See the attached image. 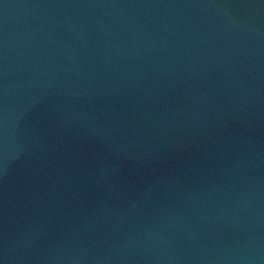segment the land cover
Listing matches in <instances>:
<instances>
[{
    "label": "water",
    "instance_id": "95a60500",
    "mask_svg": "<svg viewBox=\"0 0 264 264\" xmlns=\"http://www.w3.org/2000/svg\"><path fill=\"white\" fill-rule=\"evenodd\" d=\"M0 264H264V0H0Z\"/></svg>",
    "mask_w": 264,
    "mask_h": 264
}]
</instances>
